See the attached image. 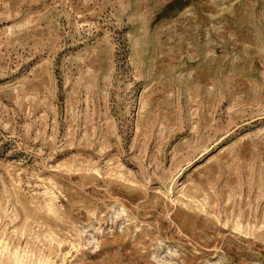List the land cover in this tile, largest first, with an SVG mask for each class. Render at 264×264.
Wrapping results in <instances>:
<instances>
[{"label":"rangeland","instance_id":"obj_1","mask_svg":"<svg viewBox=\"0 0 264 264\" xmlns=\"http://www.w3.org/2000/svg\"><path fill=\"white\" fill-rule=\"evenodd\" d=\"M0 264H264V0H0Z\"/></svg>","mask_w":264,"mask_h":264}]
</instances>
